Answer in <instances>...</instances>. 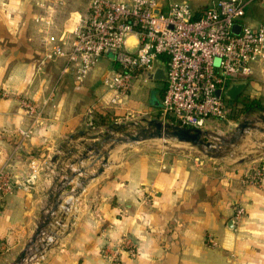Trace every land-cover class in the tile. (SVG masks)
Instances as JSON below:
<instances>
[{"label": "crops", "instance_id": "obj_1", "mask_svg": "<svg viewBox=\"0 0 264 264\" xmlns=\"http://www.w3.org/2000/svg\"><path fill=\"white\" fill-rule=\"evenodd\" d=\"M37 1L0 0V53L7 63L0 75L5 95L0 97V170L6 171L12 185V192L0 197V264H14L31 238L35 214L40 212L38 191L58 176L53 164L68 165L84 151L83 146L97 141L92 136L109 127L92 124L89 112L94 104L88 103L92 93L102 106L141 114L143 120L156 118L159 109L151 103V90L143 87L142 80L134 82L121 105L109 103L111 95L103 79L115 63L108 57L81 84L72 74H62L64 60H49L46 40L55 35L68 45L70 27L87 16L88 5L84 0V8L71 7L73 12H66L59 26L53 19V25L46 27L34 21ZM71 1L65 0L67 11ZM186 1L201 14L212 0ZM41 13L47 14L45 9ZM246 20L264 28V9L251 4ZM41 29L50 34L39 35ZM32 32L39 35L37 41ZM33 46L40 48L38 57L32 55ZM245 78L249 83L243 100L264 104V63L254 65ZM156 82L158 87L164 85ZM19 96L32 98L38 108L32 124ZM156 98L160 104L158 93ZM30 125L32 134L18 144V132ZM110 159L80 198L86 205L97 201L102 226L96 217L90 228L76 225L67 235L42 239L24 264H110L102 255L109 240L117 242L116 264H264V162L258 169L260 182L252 185L242 181L254 172V165L226 169L204 159L159 151H116ZM81 164L88 166L89 161ZM67 165L64 169L76 172V165ZM98 167L99 162L82 174L95 173ZM239 208L244 214L238 219ZM87 216L88 212L82 214L84 221Z\"/></svg>", "mask_w": 264, "mask_h": 264}, {"label": "built area", "instance_id": "obj_2", "mask_svg": "<svg viewBox=\"0 0 264 264\" xmlns=\"http://www.w3.org/2000/svg\"><path fill=\"white\" fill-rule=\"evenodd\" d=\"M64 1L38 0L37 6L47 14L36 22L50 27L52 15ZM85 2L88 14L71 25L68 45L55 35L48 36V57L63 59L62 74H72L79 84L102 58L111 59L115 67L103 81L113 106L123 103L135 81H147L149 74L162 67L165 91L157 118L205 130L210 121L227 119L229 104L222 93L230 82L250 76L254 65L264 63V28L246 20L247 8L257 3L264 9V0H212L198 16L186 0ZM235 25L240 26L239 33L233 31ZM109 50L114 51L112 56L106 54ZM22 105L28 113H36L30 102ZM19 132L25 138L30 133L28 129ZM247 179L258 184L260 171L255 169ZM11 192L10 178L1 169L0 197ZM243 214L239 208L236 218Z\"/></svg>", "mask_w": 264, "mask_h": 264}, {"label": "rangeland", "instance_id": "obj_3", "mask_svg": "<svg viewBox=\"0 0 264 264\" xmlns=\"http://www.w3.org/2000/svg\"><path fill=\"white\" fill-rule=\"evenodd\" d=\"M39 1H42V0H39ZM68 5L69 4H66V7H68ZM79 5L82 8H84V6H85L84 0H72L71 5H69L68 11H67V8H65V1H64V4L57 7V10L52 15V25H53V19H54V25L59 26V23L63 20L64 16L67 15V13H68V15H70L73 12L71 10V7L77 8ZM36 8H37V10H36V16H35L34 21H35V23H38V22H36V18L38 16H43L44 13H41V9L39 7L36 6ZM54 16H55V18H54ZM1 32H3V30H1L0 33ZM47 32H48V30H47ZM32 34H33L35 40L37 41L38 38L36 36H39L41 34H43V36H45V35L50 34V32L45 33L41 29V31H39V35L37 34V32H32ZM35 44H39V43H35ZM30 49H33L32 55H34L35 57L39 56V53H38V51L40 49L39 46H38V48L33 46ZM3 57H4V55L0 53V61H1L0 75L4 73V71H5L4 65L7 64L6 62H3ZM49 60H51V59H49ZM38 62L36 64H38V66H40L41 65L40 60ZM51 62H54V61L51 60ZM42 67H43V65H42ZM45 67H43V69ZM53 68L54 67H52L51 70ZM141 82H142L143 87L146 90H151V94H153V93L157 94L158 93L159 87L157 86L156 81L148 79L147 81L142 80ZM4 96H5L4 90L1 87V82H0V97H4ZM97 98H98V96L92 93L90 98H89L88 103L91 102V104H94V106L91 107V112H89V114H91V116H92V121L96 122L98 125L101 124L102 121H106L107 123L109 122L110 125L125 124L126 125L125 129L122 130L121 133L117 134L118 136L123 135L125 132H136V131H138L139 128L146 126L147 120L146 119L143 120L141 118V116H142L141 114H131L129 112L127 113L126 111L124 113H121V112H118L114 108H112V109L106 108V107L102 106V104L97 102V100H98ZM17 100H18V103L21 105L22 108L24 107L22 105V102H25V101H28L31 103V105L36 106V104H35V102H33L32 98H28L26 96H19ZM23 109H25V107ZM37 109L38 108L35 107V112H37ZM98 115H101L102 117H104V120L100 119L98 117ZM27 116L29 117L28 119L30 120V123L32 124L36 120L37 114L36 113H32V114L29 113V114H27ZM153 116L156 117V119H158L157 118V116H158L157 112L154 113ZM260 117L264 118V112H254V111L248 112L246 110V107L243 104V102H239L236 105H229V112H228V117L226 120H212L208 123L207 129H205V130L209 131V136L206 138V140L212 141L217 145L220 143V138H228L233 133V131L235 130V126L240 121H243L246 118H248L249 120H256V119H259ZM254 125L257 128L252 129L249 132H247L237 146H230L229 154L225 158H222V159H210V158L204 156L197 148L192 147L190 144L179 143L177 141H163V140H151V141H145V142L136 143V144L117 145L116 148L114 150H112V152L110 154V158L116 151L120 152V154L121 153H128V152L129 153L130 152H139V151H159V152L179 153L182 155H188L190 157V159H195V158L204 159V160L210 161L211 163H215L216 165H220L226 169H227V167L228 168L236 167L240 164H244L246 166L247 165H254V167L256 169H259V168L261 169L260 165H262L264 162V122L261 120H258V121L254 122ZM27 129L30 131V133H29V136H30L33 132V125H30V127H28ZM106 130H104V132ZM122 132H124V133H122ZM18 135L21 138L20 142L18 144H21V143H23V140H25L27 137L25 138V137L20 136V132H18ZM82 150L85 151L84 146L82 147ZM83 152L78 153L77 157L71 158L70 161L68 162V165L66 164L65 161H61L57 165L53 164V166H54L53 169L55 170V172H57L58 176L52 178V180L50 181V185L47 188H45L43 191L42 190L38 191L39 192L38 195L40 198V202H39L40 212L35 214V222L33 224L34 230L36 228V225L40 222L41 216L47 215L49 212L46 209L50 207L48 204V194L50 192V189L53 188V192H55L57 183L63 181L64 179H66V177H68L72 173H76L77 175L74 178V180H72V182L67 184L66 188L63 191V193L71 192L73 189H75L77 186L80 185L78 183L80 179L86 178L88 175L94 174V173H92V174L86 173V174L79 175L78 170L86 167V166L81 164L82 162L79 161ZM131 155L133 156L134 154L131 153L130 156ZM110 158H109V164L108 165H110V162H111ZM88 161H89V165H90V160L88 159ZM46 162H49V161H46ZM63 162H65V164ZM70 164L76 165V172H72L68 167L66 169H64L65 165L69 166ZM99 165H100V162H99ZM250 175H252V173ZM250 175L248 174V176H246L244 178V180L242 181V182H244V184H252V183H250L249 179H247V177H249ZM61 176H62V178H61ZM55 178H57L56 182H54ZM81 195L82 194H80L75 199L72 196L71 197L66 196V197L62 198V206L58 209L57 212H55L52 215V222L43 230L42 236L39 238V240H37L36 243L29 248L28 256H33L32 252H35L34 250H36L38 245H40L42 239L47 240V238H49L50 236H54L57 239V237H56L57 233L59 234V236H61L62 234L67 235L66 233L74 230L76 228V225H77V229H79V228H90L89 226L94 223L92 221L94 220V218L96 219V217H97V220L99 222V225H101L99 213L97 212V210L99 208L97 201L92 200L90 202V204L88 203L86 205L84 201L80 200ZM84 212H88V216H89V217L87 216L88 220L86 218L85 221L82 218V214H84ZM91 227H92V225H91ZM56 241H57L56 244H58V242L60 244L61 238H58V240H56ZM116 243H117L116 241L109 240V242L106 243L105 246L103 247L104 251H103L102 255H104L108 259L110 264H116L118 261H120L118 255L116 253V248H117ZM35 256H37V254Z\"/></svg>", "mask_w": 264, "mask_h": 264}, {"label": "water", "instance_id": "obj_4", "mask_svg": "<svg viewBox=\"0 0 264 264\" xmlns=\"http://www.w3.org/2000/svg\"><path fill=\"white\" fill-rule=\"evenodd\" d=\"M160 12V9L155 10L156 14H160ZM239 30V25L233 27L235 33H239ZM113 53V50H109L106 54L112 56ZM148 79L153 81H164L166 79L165 70L162 67L157 68L153 73L149 74ZM248 83L249 80L246 78L231 81L227 89L222 93L223 99L229 105H233L240 99L247 88ZM220 94V92H217V95L220 96ZM150 101L153 105L160 106L156 94H151ZM258 120L264 122V118L262 117L256 120H249L246 118L243 121H240L235 126L233 133L228 138H220V143L217 145L212 141L206 140L209 136V131L207 130L183 127L156 118L147 120L146 126L139 128L138 131L122 132L124 134L120 136L117 134L121 133L126 125H109L104 133L92 136V139H97V141L85 146V151L79 160L80 162L88 159L90 160L89 166L78 170L79 174L85 173L99 161L100 165L96 169V172L92 175H88L86 178L80 179L78 182L80 185L71 192L63 193L66 185L72 182L76 177V173H72L66 177V179L57 183L55 192H53V188L50 189L48 194V204L50 207L46 209L49 212L47 215L41 216V220L36 225L30 240L18 254L14 264L25 263L29 248L39 240L42 236L43 230L52 222V215L62 206V198L66 196H72L74 199L77 198L93 180H96L103 173L104 168L109 164L110 154L117 145L136 144L151 140L177 141L179 143L190 144L210 159H222L229 154L230 146H237L247 132L257 128L254 125V122ZM56 180L57 178L54 179V182H56ZM230 223L234 224V221H231Z\"/></svg>", "mask_w": 264, "mask_h": 264}, {"label": "trees", "instance_id": "obj_5", "mask_svg": "<svg viewBox=\"0 0 264 264\" xmlns=\"http://www.w3.org/2000/svg\"><path fill=\"white\" fill-rule=\"evenodd\" d=\"M195 14H196V16L199 15L196 12H195ZM162 59H163L164 62L167 61V59H165V58H162ZM164 91H165V84L164 85L162 84V85L159 86V90H158V94L160 96V100L162 99V97L164 95ZM243 104L245 105L246 110L248 112H250V111L251 112L252 111H254V112H264V104L260 100H257V99H254V100H243ZM98 117L100 119L104 120V117H102L101 115H98ZM92 124L93 125H95V124L98 125L96 122H95V124H94V122ZM101 124H102V126L110 125V123L109 122L107 123L106 121H102Z\"/></svg>", "mask_w": 264, "mask_h": 264}, {"label": "flooded vegetation", "instance_id": "obj_6", "mask_svg": "<svg viewBox=\"0 0 264 264\" xmlns=\"http://www.w3.org/2000/svg\"><path fill=\"white\" fill-rule=\"evenodd\" d=\"M239 102H243V97H242V96H241L240 99H239L237 102H235L233 105H236V104L239 103Z\"/></svg>", "mask_w": 264, "mask_h": 264}]
</instances>
